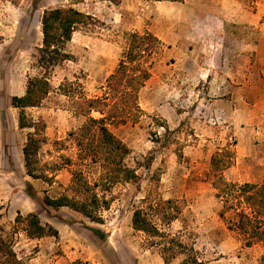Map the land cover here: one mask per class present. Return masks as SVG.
<instances>
[{"label":"rangeland","instance_id":"374dc122","mask_svg":"<svg viewBox=\"0 0 264 264\" xmlns=\"http://www.w3.org/2000/svg\"><path fill=\"white\" fill-rule=\"evenodd\" d=\"M61 6L90 13L101 23L74 33L66 46L70 58L50 72L51 92L41 106L26 109L32 120L45 124L39 160L46 176L52 177L50 184L26 172L23 147L35 129L19 126L20 109L11 106V97L24 95L29 79L43 73L36 62L43 39V12ZM210 7L223 14L224 22L197 18L194 28L193 8L203 15ZM250 13L257 14L256 23L245 22ZM217 24L239 37L230 35L225 40L230 68L216 67L209 79H202V70L193 68L187 51L195 44L193 30L202 44L212 39L207 31ZM129 32H152L161 40L150 59L151 77L140 91V120L109 124L128 145L126 163L138 178L118 183L106 193L112 202L100 222L68 207L55 210L39 204L25 192L27 181L40 199L45 190L54 198L72 193L73 172L82 166L70 133L87 121V116L76 111V94L80 89L89 96L103 93L107 78L128 48ZM248 39L258 46V54L252 57V63L256 62L252 81H257L252 89L248 78L251 59L243 55ZM262 68L264 0H0V224L10 231L19 212H37L44 223L59 230L58 238L29 239L20 233L15 246L18 256L28 264L77 260L87 264H166L159 248L132 223L134 209L151 193L182 201L183 210L170 231L194 247L198 258L194 264H264V244L253 240L248 245V237L233 225L234 212L227 213V220L220 216L224 203L217 196L211 169L216 151L230 147L237 161L239 149L244 163L239 166L235 161V167L225 172L226 178L241 184L264 182V149L239 145L234 127L217 101L224 93L228 98L232 95V86L225 88V76L230 73L237 76L235 91L240 100L252 90V97L260 101L264 95ZM99 171L97 165L92 167V180ZM186 258L182 254L169 264H185Z\"/></svg>","mask_w":264,"mask_h":264},{"label":"trees","instance_id":"16d2710c","mask_svg":"<svg viewBox=\"0 0 264 264\" xmlns=\"http://www.w3.org/2000/svg\"><path fill=\"white\" fill-rule=\"evenodd\" d=\"M118 2L119 0H111ZM100 20L90 13L75 7H55L46 9L42 16V44L38 48L37 65L43 73L31 77L24 95L11 97V106L20 109L19 126L34 128L23 147L24 164L27 174L34 179H43L52 184V177L46 176L40 166L39 152L45 142V124L32 120L26 109L39 107L52 89L51 70L70 58L66 50L74 33L81 27L98 25ZM128 48L123 53L118 67L107 78L101 95L89 96L80 89L76 94V111L87 116V121L70 136L78 147L79 165L73 172L69 189L52 197L45 190L42 199L30 181L25 183V192L37 201L55 210L68 207L93 221H102V212L109 209L112 198L106 193L121 182L138 178L134 168L126 163L130 149L109 128V124L137 123L143 115L139 95L151 77L153 54L161 45L159 37L152 32H129ZM69 95L72 92H67ZM74 93V92H73ZM94 112L99 115L94 116ZM236 153L230 147L222 148L213 155L211 169L213 185L224 207L220 216L227 220V213H235L233 225L248 237V245L253 240L264 244V182L237 183L229 181L225 172L235 164ZM99 167V174L91 179L92 167ZM142 205L137 206L132 215L135 230L142 231L152 246L158 247L166 264L178 256H187L185 264L198 263L197 252L180 236L170 231L171 224L180 217L182 201L164 199L161 195L149 193ZM2 214H0V220ZM100 236H105L96 230ZM24 233L29 239L46 236L59 237V230L50 223H44L37 212L26 215L18 213L12 230L7 231L0 224V264H28L21 259L15 249L17 236ZM71 264H87L81 260Z\"/></svg>","mask_w":264,"mask_h":264},{"label":"crops","instance_id":"0c3cea01","mask_svg":"<svg viewBox=\"0 0 264 264\" xmlns=\"http://www.w3.org/2000/svg\"><path fill=\"white\" fill-rule=\"evenodd\" d=\"M192 24L195 28L198 23V19L203 18L204 21H211L215 23V19H219L224 22L225 17L220 11L213 9L210 7L209 10L206 11L203 15H200L195 8H193ZM253 15V17H252ZM256 13H250L249 16L245 19V22L256 23ZM198 18V19H197ZM241 21V20H239ZM210 23V22H209ZM209 37L212 39L203 40L202 44L199 42V36L196 34L195 30H193L192 37L195 41V44L192 48H188L187 54L189 59L193 62V68L201 69V77L204 79L207 77L210 78V73L212 69L216 67L222 68H230V60L227 57L226 50L228 46L225 45V40L227 36L233 35L236 38L239 36L236 35L234 31H227L225 28H220V24H217L216 29H210L207 31ZM217 37V41L215 42L213 38ZM244 56H249L251 59V64L249 67V85H257V81L254 79V83L252 81V70L255 69L256 62L252 63V57L258 54V46L253 45L251 40L248 39L246 41ZM234 51V50H233ZM197 54H202V58ZM242 52H240V57L243 56ZM242 58V57H241ZM204 60V61H202ZM263 75L261 76V80L264 81V68H262ZM233 75V76H232ZM229 76L233 78L229 80ZM229 76H225L228 84L226 85V89L228 86H232L233 91L231 96L226 97V93H224L223 97H219L217 100L219 104V109L222 113L225 112V116L228 120H230L231 127L234 129L236 136L239 141V145H248L252 149H264V95L261 97L260 101H258L257 97H252V90L249 94L246 95L242 100H240L239 92L235 91V73H230ZM253 83V84H252ZM223 84V83H222ZM220 84V85H222ZM232 84V85H231ZM224 90V88H223ZM252 101H255L252 105ZM228 111V114H226ZM224 116V115H223ZM227 127H229L227 125ZM230 128V127H229ZM243 153L240 150H237V161L236 164L241 166L244 163ZM257 162V161H256ZM259 163V161L257 162ZM235 167V165H233ZM231 168V167H230ZM229 168V169H230ZM241 175V174H240Z\"/></svg>","mask_w":264,"mask_h":264}]
</instances>
